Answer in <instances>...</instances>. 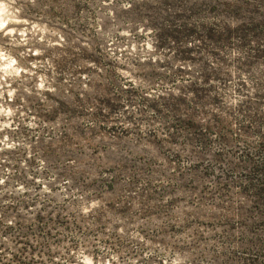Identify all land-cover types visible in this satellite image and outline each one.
<instances>
[{
	"label": "rangeland",
	"instance_id": "1",
	"mask_svg": "<svg viewBox=\"0 0 264 264\" xmlns=\"http://www.w3.org/2000/svg\"><path fill=\"white\" fill-rule=\"evenodd\" d=\"M0 264H264V0H0Z\"/></svg>",
	"mask_w": 264,
	"mask_h": 264
}]
</instances>
